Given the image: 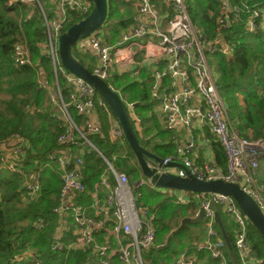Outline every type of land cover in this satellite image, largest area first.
Instances as JSON below:
<instances>
[{"label": "built area", "instance_id": "2783aa9c", "mask_svg": "<svg viewBox=\"0 0 264 264\" xmlns=\"http://www.w3.org/2000/svg\"><path fill=\"white\" fill-rule=\"evenodd\" d=\"M12 6L20 0H6ZM39 5L46 27V49L54 70L56 90L50 100L59 112L58 118L67 122L65 132L59 136L65 145L49 154L47 165L54 162L62 181L60 203L54 209L61 214L64 226L58 231L55 247L63 250H91L100 264H149L143 250L156 246L157 213L152 207L138 206L135 190L144 184L154 186L147 178L132 184L127 173L115 165L118 155L113 160L107 158L89 137L100 134L101 125L93 118L96 106L108 108L106 101L94 87L80 76L69 72L61 63L58 51V39L70 22L72 14L87 15L93 8L92 0H21ZM168 5L169 19L166 25H158V10L154 0H139L138 12L134 16L132 28L116 43H108L93 33L78 41V46L91 50L100 59L93 70L107 82L114 65L121 71L133 70L138 74L143 62L156 60L164 65L152 73L155 84L153 89L161 96L162 112L168 130L192 128L195 122L208 124L221 142L226 156L227 168L224 170L213 163L195 164L182 146L178 147L181 162L191 173L201 179L221 178L236 181L249 193L264 211V189L257 183V172L264 158V135L257 139H248L239 135L230 119L227 105L217 86L207 53L221 52L233 57V44L225 38L220 46L200 31L192 21L186 0H163ZM221 7L217 17L219 32H224L245 19V30L250 33H264V20L261 3L250 4L244 0H220ZM53 13L51 17L46 10ZM146 38H149L146 40ZM155 39V40H154ZM145 40V41H142ZM144 59L136 61L139 50H144ZM13 60L18 66L31 64V53L27 44L16 42L13 46ZM43 76H45L43 74ZM60 78L68 88L65 94ZM164 78H169L170 85L162 88ZM161 92V93H160ZM129 110L133 103L127 102ZM82 116L78 124L71 109ZM131 114V112H130ZM132 116V115H131ZM110 137L120 146L126 144L123 130L111 127ZM86 144L89 145L87 149ZM9 153L2 154V166L13 172L23 173L19 162L29 146L25 136L14 133L5 144ZM195 146L193 142L188 149ZM88 150V151H87ZM97 151L105 160L106 167L100 179L94 184L88 203H78V196L87 192L84 182L86 153ZM176 158H164L162 165ZM167 172L186 176V169L175 166H162ZM40 168L39 171H42ZM37 176V173H36ZM116 179V183L111 180ZM38 181H28L27 194L37 193ZM155 187V186H154ZM141 196V194H139ZM201 205L206 209L204 217L207 223L208 242L205 247L219 264H230L226 242L221 231L216 227L214 212L209 209L211 200L222 204L224 211L230 214L235 223L234 251L241 264H249L254 259L249 245V219L237 205L233 197L220 193H199ZM176 203H185L184 196H176ZM45 220L40 219L37 227L41 229ZM71 232L73 242L65 245L62 232ZM201 249V248H200ZM31 264H39L36 259ZM177 264H196L190 253L183 252L177 258Z\"/></svg>", "mask_w": 264, "mask_h": 264}, {"label": "trees", "instance_id": "16d2710c", "mask_svg": "<svg viewBox=\"0 0 264 264\" xmlns=\"http://www.w3.org/2000/svg\"><path fill=\"white\" fill-rule=\"evenodd\" d=\"M244 1L264 5V0ZM186 2L195 26L199 24L200 31L214 39L220 31L217 17L221 1L186 0ZM108 4V16L101 27L108 24L116 15L114 0H108ZM85 16L72 14L68 27ZM245 19L246 16H243L242 22L224 32L221 31L233 44L231 60L228 61V58L220 53L216 54L219 70L217 86L230 117L239 121L238 127L241 131L254 126L259 120L264 124V33L246 32ZM129 22H131L129 16L127 20H120L123 26L129 25ZM46 40L43 15L35 2L20 0L9 6L6 0H0V91L6 92L9 97L0 105V264H31L33 259L39 264H87L89 261L90 250H69L67 247L59 250L53 245L61 225V215L55 212L54 208L61 201L62 181L56 164L47 163L49 154L65 145L60 142L59 136L65 132L67 122L57 117L59 112L54 104L39 106L42 96L50 91L47 86L53 87L54 84V72L45 49ZM16 42L27 44L31 53V64L18 66L14 63L12 55ZM87 66L93 71L92 67ZM41 71L47 74V86L40 80ZM60 83L64 93L68 94V88L62 78ZM109 84L115 90L121 91L124 98L134 102L136 111L143 118L146 117V112L153 108L155 102L147 83L140 84L127 77L116 76ZM241 98L244 105L240 103ZM71 111L75 121L81 124L82 116L73 108ZM37 119L39 125L35 126ZM14 133L25 136L29 144L25 156L19 162L23 173L13 172L2 166V154L7 149L3 145ZM137 134L139 136L138 131ZM89 137L110 159L119 151V146L112 142L107 134L105 136L91 134ZM139 139L141 144L147 147L148 144L140 136ZM126 143L129 156L135 157L129 143L127 141ZM172 146V144L157 146L156 151L164 157L173 153ZM214 149L219 165L225 169L227 157L218 138L214 141ZM129 156L119 158L116 165L131 176L136 174L137 170L130 165ZM105 166L104 159L95 150H91L85 156L84 182L88 190L78 196V203L90 201L92 188ZM41 167L43 169L39 171ZM33 172L37 173L35 180L38 181V189L37 193L31 196L27 194L26 184ZM179 206L181 205L177 203V209H173L175 213ZM221 217L229 240L234 246L235 223L228 224L222 214ZM40 219L45 220V225L41 229L37 227ZM156 221L159 234V218ZM163 226L168 232L173 229L168 224ZM249 229V245L256 257V264H264V238L250 221ZM185 232L188 230L183 229L176 236ZM70 233L66 231L62 238L65 245ZM238 262L241 264L239 259Z\"/></svg>", "mask_w": 264, "mask_h": 264}, {"label": "crops", "instance_id": "0c3cea01", "mask_svg": "<svg viewBox=\"0 0 264 264\" xmlns=\"http://www.w3.org/2000/svg\"><path fill=\"white\" fill-rule=\"evenodd\" d=\"M138 3H139V0H114V5H115L114 9H115L116 15H115L114 19H112L108 24H105L103 26L102 30L105 29V27H110V30L108 32H106L104 34V36H101L99 34L102 31L101 29L98 31L97 35L101 38V40L106 41L108 43H116V42L120 41L122 39L123 35L125 33H127L132 28V26L134 24V16L138 12ZM129 5L131 6L130 8H128ZM154 5H155L156 9L158 10V12L162 13L164 15L165 22H164L163 26H165L167 20L169 19L168 5L165 4V2L163 0H154ZM49 6H50V4H48L46 6V10L49 12L50 16L52 17L53 13L50 12ZM38 7H39V5H38ZM118 10H122V13L119 15H117V13H116V11H118ZM40 11H41V9H40ZM262 12H263V20H264V5L262 6ZM128 16L131 18V22H129V25H126V26L121 25L120 20H124V19L127 20ZM163 26H161V27H163ZM248 33H250V32H248ZM221 36H222V32H218V35L214 39H212V40L217 41V43H218L217 46H220V43L223 41V39H221ZM147 39H149V38H146V40ZM142 41H145V40H142ZM45 49H46V45H45ZM78 50L80 51V53L85 55V61L84 62L87 65H89L90 67H92L93 70L99 65L100 59L94 52H92L91 50H84V49L80 48L79 46H78ZM46 52H47V49H46ZM217 53L224 55L223 53L218 52V51L215 53H211V52L209 54L207 53L209 63L211 62L212 64H214V66L217 70V74H216V71L214 70V68L212 67V65L210 63L211 68H212L213 73H214V76H215L216 83H217V80L219 77L218 60H217V55H216ZM144 54H145V49L139 50L138 54L136 56V61L140 62L141 60H143ZM209 55H211V60L209 59ZM224 56L226 59L228 58L226 55H224ZM227 60L230 61L231 59H227ZM157 69H164V65L162 63L156 61V60H153V59H149L148 61L143 62L142 66L139 68L138 74H134L133 70L121 71L118 68V66L114 65L112 68L111 76L108 80V83H110L112 81V79H114L116 76H123V77H127L131 81L138 82L140 84L147 83L150 86L151 95H152V98H153L155 103H154L153 108L146 112L145 118H143L136 111L134 102L127 100L126 98H124L121 91L116 90L120 93V95L122 96V98L125 101H127L129 103H133V109L130 110L131 115H132L131 117L133 119L134 124L135 125L137 124V126L141 132L142 139L144 140V142L146 144H148L147 148H149L155 154L159 155L158 152L156 151L157 146H165L168 144H172L174 146V147L172 146V152L173 153H171L167 156H164V157L161 155H159V156H161L163 158H167V157L176 158L177 157V162L182 163L181 159H180L181 155L178 152V147L182 146L183 150L186 151L187 155L189 157L193 158V161L195 162V164L202 165L204 163H213L214 165L222 168L216 159V153H215V149H214V141L218 137L212 132V130L208 124H204L202 122H195L193 124L192 128H190V129L184 128L181 130H168L166 128L165 117H164V114L162 112L161 96L157 90L153 89L155 81H154V78L152 77V73ZM52 70H53V66H52ZM53 72H54V70H53ZM43 74L45 76H43ZM46 76H47V74L44 71H41L40 80H41V82H43V84L45 86L48 85ZM169 85H170L169 78H164L163 82H162V88L164 89V88L168 87ZM47 87L50 89V91L48 90L49 91V95H48L49 97L47 98L48 99L47 102L53 104L50 100V97H51L52 93L56 90L55 75H54L53 87H51V86H47ZM240 103L244 105L243 98H241ZM97 106H96V110L94 112L93 118L96 122H99L101 125L102 132H100V135L105 136V134H107L108 136H110L111 127L116 126L115 125L116 117L113 114L112 110H110L109 106H108V108H102L100 106H98V107ZM230 119L233 122L234 127L238 131L239 135H241L242 137H245L248 139H257V138L264 135V124L260 120L257 121V123L254 126H249L244 131H241L240 128L238 127L239 121H236L235 119H233L231 117H230ZM110 139L112 140L111 137H110ZM112 142H114V141L112 140ZM190 142H193L195 144V146L191 149H188L187 145ZM114 143H116V142H114ZM116 144L119 146V151L112 155L111 160H113L114 155H118L117 160H119V158H121V157H128L129 156V154H128L129 148L127 146V143L122 145V146H120L118 143H116ZM3 146L7 147V149L5 150L3 155L4 154L7 155V153H9V151H10V148H8V145H5V144ZM86 147L88 149L89 145L87 146V144H86ZM87 155H88V153H86V156ZM130 159H131V157H130ZM117 160H115V165H116ZM174 166L177 167L176 165H174ZM117 168L120 171L127 173L126 171L120 169L119 167H117ZM226 168H227V163H226L225 169ZM143 178H145V177L143 176ZM256 178H257V183L264 189V185H263V181H264V158L260 162V167L258 169ZM35 179H36V173L33 172L30 175L29 181H33ZM111 180L114 183H116V179H114L113 176H111ZM130 181L132 184H134L136 182V181L132 182V180H130ZM137 181H139V180H137ZM151 187L154 190L157 189L154 186H151ZM37 189H38V187H37ZM174 195L184 196V195H182V193L180 191H177ZM190 202H191V199H190ZM184 204H188L187 201L183 204L180 203V205H184ZM196 214H197V211H195L193 213L190 212L189 214H185L183 217L195 216ZM62 218L63 217L61 216V225L57 230V235L59 234L58 231L61 230L64 226V223L62 222ZM235 228H236V226H235ZM235 228H233L234 232H235ZM194 229L195 230L187 232L190 235L191 239L183 247L184 249L178 254V256L181 253L186 252V253H190L193 257H195L196 264H219L218 260H216L212 256L211 251L208 250L207 247H205V244L208 242V230L207 229L202 230L198 227H196ZM172 230H174V229H172ZM65 232L64 231L62 232V238L64 237ZM66 236H67V234H66ZM55 241H56V239L53 242L54 247H55ZM61 241H62V239H61ZM166 241H167V239H166ZM173 241H174V239H173ZM71 242H73V236L70 233V236H68L67 244L71 243ZM157 242H158V237H157ZM164 243H159V242L156 243L157 248L159 245L164 244ZM171 244L173 245V242ZM156 246H154V247H156ZM226 246H227V243H226ZM226 249H227L228 258L230 257L229 258L230 264H235L234 260L230 256L228 246L226 247ZM178 256L176 257V263L169 262L167 264H177ZM253 256H254V254H253ZM88 258H89V261L87 262V264H100L98 258L96 257V255L91 250H90ZM236 259H237V256H236ZM237 262H238V260H237ZM81 264H85V263H81ZM161 264H165V263H161ZM238 264H239V262H238ZM249 264H256V257L255 256H254V259H251Z\"/></svg>", "mask_w": 264, "mask_h": 264}, {"label": "water", "instance_id": "95a60500", "mask_svg": "<svg viewBox=\"0 0 264 264\" xmlns=\"http://www.w3.org/2000/svg\"><path fill=\"white\" fill-rule=\"evenodd\" d=\"M92 10L81 20L69 26L61 33L58 39L59 58L62 65L72 74L82 77L89 82L100 96L106 101L116 117L115 125L121 128L139 164L142 175L155 187L169 188L192 193H220L231 196L244 212L246 217L264 238V211L259 203L247 193L236 181L221 178L201 179L191 173L182 163L169 161L163 164L164 158L152 152L141 144L135 124L130 114L129 107L120 93L116 91L105 79L90 70L89 67L73 51V47L81 38L91 35L105 23L108 16V0H92ZM88 146V144H87ZM186 169V176L167 172L162 166H174ZM136 181L135 184H138ZM209 209L214 212L215 222L227 243L229 253L235 264H238L234 247L229 240L227 231L218 206L214 200L210 201ZM206 215L203 205L199 207L195 216H186L181 224L169 234L167 241L158 246L165 250L171 246L173 238L183 229H188L190 224L200 223Z\"/></svg>", "mask_w": 264, "mask_h": 264}, {"label": "rangeland", "instance_id": "374dc122", "mask_svg": "<svg viewBox=\"0 0 264 264\" xmlns=\"http://www.w3.org/2000/svg\"><path fill=\"white\" fill-rule=\"evenodd\" d=\"M130 7L131 6L129 5L128 8H130ZM116 13H117V15H119L122 13V10H118V11H116ZM157 22H158V25H161V26L164 25L165 18H164V15L162 13H158V21ZM196 26L199 30L201 29L199 24H197ZM102 28L103 27H101V30H102ZM109 30H110V27H105V29H103L99 34L101 36H104V34L106 32H108ZM97 33L98 32H96V34ZM73 51H74L75 55L77 54L79 57H81L83 59V61H85V55L80 53V51L78 50V44H76L73 47ZM209 59L211 60V55H209ZM50 62H51V60H50ZM51 65H52V62H51ZM211 65L217 74V70H216L214 64L211 63ZM48 95H49V92L46 93V95H44V97L42 96V101L39 104V106H45V107L48 106V102H47V100H48L47 98L49 97ZM7 98H9L7 93L4 91H0V105H2L3 100H6ZM38 125H39V120L37 119L35 122V126H38ZM135 127L137 128L139 136L142 139L141 132H140L137 124L135 125ZM129 163L131 166H134L137 170L136 174H131V176L129 175L130 180H132V182H135L137 180L143 179V175L141 173V169L138 166L136 158L131 156ZM156 188L157 189L154 190L149 184H144L140 188L134 189V190H135V195L137 197V202H138L139 207L147 205V206L152 207L153 209L156 210L157 219L159 218L158 225L160 228V231L158 234V242L164 243L171 232H168V230L163 225L168 224L173 229H176L181 224L180 221L182 220V218H184L183 216L185 214H189L190 212L193 213L195 211H198V209L201 205V201H200L199 193L180 191L182 193V195H184L188 204H184V205L179 206L177 212L175 213L173 211V209H175V210L177 209V203L175 202V196L176 195H174V194L177 192V190L169 189V188H160V187H156ZM139 194H141V196ZM190 199H191V202H190ZM165 206H168V207L166 208ZM217 206H218V209L221 212L223 218L228 222V224L234 225V220H233L232 216L224 211V206L220 203L217 204ZM196 227H198L202 230L203 229L206 230L207 229V223H206L205 219H203L200 223L190 224L188 231L195 230L194 228H196ZM219 229H220V227H219ZM248 230H250V229L248 228ZM190 239H191V237L188 233H186V232L182 233L180 236H175L174 241H173V245L166 250H158L157 246L151 247L149 249H144L143 250L144 258L147 262H149V264H161V263L167 264L169 262L176 263V257L184 249L183 247L189 242Z\"/></svg>", "mask_w": 264, "mask_h": 264}]
</instances>
